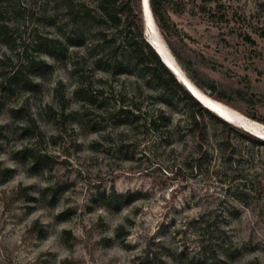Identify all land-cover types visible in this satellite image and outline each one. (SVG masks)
Instances as JSON below:
<instances>
[{"label": "rangeland", "instance_id": "374dc122", "mask_svg": "<svg viewBox=\"0 0 264 264\" xmlns=\"http://www.w3.org/2000/svg\"><path fill=\"white\" fill-rule=\"evenodd\" d=\"M95 2L0 0V264H192L205 220L231 241L224 264H264V144L249 136L264 140V0H164L165 30L142 8L144 38L231 102L190 82L229 122L198 112L202 144L193 107L161 90ZM123 102L163 116L159 130L123 123ZM21 106L34 135L11 113ZM25 145L45 161L33 167Z\"/></svg>", "mask_w": 264, "mask_h": 264}, {"label": "trees", "instance_id": "16d2710c", "mask_svg": "<svg viewBox=\"0 0 264 264\" xmlns=\"http://www.w3.org/2000/svg\"><path fill=\"white\" fill-rule=\"evenodd\" d=\"M164 0H149L150 7L153 15L158 20L160 27L166 29V18L164 14ZM98 9L100 15L104 21H111L113 23L124 22L125 26L129 29V32L134 37L132 46L135 56L140 59L145 67L149 76L160 86L161 90L171 94L185 102H188L193 107V122L197 130L198 139L204 140L205 129L200 126L199 121L196 118L198 112L206 113L210 118L215 121H220L225 126H229V122L222 119L215 114L212 110L204 106L193 94L187 89V87L180 81L176 74L163 62L156 49L144 38V23L142 18V4L141 0H96L95 7ZM91 12L89 8H85V13ZM6 30L3 24H0V35L6 37ZM249 37V36H248ZM47 46L51 47L48 50L49 54H52L55 49V43L58 40H45ZM31 64V61H30ZM190 73V77L194 84L204 92H207L210 96L217 98L221 101H225L229 104L231 102L225 96V89L221 83L214 78L206 76L204 79H198L190 68H187ZM80 89L77 88L76 93H79ZM241 92L240 90H236ZM118 114L123 117V123L130 124L134 127H142L152 131H158L160 122L159 118L163 117L157 114L145 115L139 105L135 103L126 104L121 103L118 107ZM11 113L17 119L25 120V124L21 126V129L25 135H34V128L31 125L33 119L29 111L24 107H13ZM3 126H0V139L3 136ZM250 137L257 140L260 144H264V140L249 134ZM226 149L230 152H234V147L229 140L227 141ZM19 152L28 157L29 161L33 162V167H37L45 160L41 154L32 152L31 146L25 145ZM8 171V169L6 170ZM111 202L119 204L121 201L129 200V196L124 193H117L111 191L107 195ZM200 222L201 228V240L198 242V251H193L189 256L192 264H224L226 258L231 254V241L225 238V233L221 229L220 225L215 222L210 223V220L197 221ZM70 233L69 231H67ZM147 245L146 251L148 256L166 263L162 259L161 254ZM151 249V250H150ZM184 253V250L182 251ZM63 264H73L72 260L66 258L63 260Z\"/></svg>", "mask_w": 264, "mask_h": 264}, {"label": "bare ground", "instance_id": "6f19581e", "mask_svg": "<svg viewBox=\"0 0 264 264\" xmlns=\"http://www.w3.org/2000/svg\"><path fill=\"white\" fill-rule=\"evenodd\" d=\"M148 1V2H147ZM144 15H145V20H146V23H148L150 20H153V19H150L151 17L153 18V13H152V10H151V7H150V2L149 0H146V4H145V12H144ZM149 21H148V20ZM153 23V22H152ZM154 26V25H153ZM148 27L151 28V25L148 24ZM155 37V36H154ZM153 45L159 50V52L161 53L163 59L166 61V63L168 64V66H170L169 68H173L174 70H177L179 73H175L176 75H178L180 77V81H182V83L184 82V85L185 84H188L189 86H191V88L195 91V93L199 96V98H201L202 100V104L207 108H209L211 110L214 109V110H219V112H222L223 110L221 109L220 105L218 104V102H214L211 98H209L206 94H204L203 92H201L199 89H197V87L195 88L194 84L189 81L186 76L183 74V72L180 71L179 67L177 66V64L174 62V59L171 58V56L169 55L168 51L166 50L165 46L158 40L155 39L153 40ZM194 85H192L191 83ZM186 86V85H185ZM220 102V101H219ZM223 107V105H222ZM222 110V111H220ZM229 110V109H228ZM228 112V111H227ZM223 114V113H222ZM220 115V114H219ZM228 115V114H227ZM230 115V114H229ZM228 115V116H229ZM221 116V115H220ZM222 117V116H221ZM224 118V117H223ZM227 120V118H224Z\"/></svg>", "mask_w": 264, "mask_h": 264}, {"label": "water", "instance_id": "95a60500", "mask_svg": "<svg viewBox=\"0 0 264 264\" xmlns=\"http://www.w3.org/2000/svg\"><path fill=\"white\" fill-rule=\"evenodd\" d=\"M148 2V1H147ZM141 4H142V8H143V11L145 12V4H146V0H141ZM154 48L156 49V51L158 52V54L160 55L161 59L163 60V62L168 66V64L166 63V61L163 59L161 53L159 52V50L154 46ZM170 67V66H168ZM174 73H179L177 70H174L173 68H170ZM177 78L180 80V77L177 75ZM190 80V79H189ZM191 81V80H190ZM192 82V81H191ZM193 83V82H192ZM184 84V82H183ZM194 84V83H193ZM187 89L193 94L194 97H196L201 103L202 100L201 98H199V96L195 93V91L191 88V86H189L188 84H185ZM195 85V84H194ZM196 86V85H195Z\"/></svg>", "mask_w": 264, "mask_h": 264}, {"label": "clouds", "instance_id": "9594fccd", "mask_svg": "<svg viewBox=\"0 0 264 264\" xmlns=\"http://www.w3.org/2000/svg\"><path fill=\"white\" fill-rule=\"evenodd\" d=\"M152 45H153V43H152ZM154 46V45H153ZM177 76V75H176Z\"/></svg>", "mask_w": 264, "mask_h": 264}]
</instances>
